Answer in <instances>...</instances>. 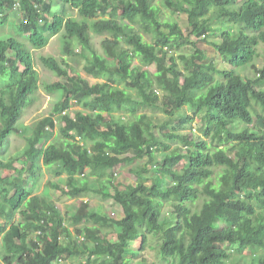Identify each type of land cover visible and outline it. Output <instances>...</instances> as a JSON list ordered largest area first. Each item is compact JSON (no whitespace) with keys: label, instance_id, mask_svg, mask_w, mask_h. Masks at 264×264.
I'll list each match as a JSON object with an SVG mask.
<instances>
[{"label":"trees","instance_id":"obj_1","mask_svg":"<svg viewBox=\"0 0 264 264\" xmlns=\"http://www.w3.org/2000/svg\"><path fill=\"white\" fill-rule=\"evenodd\" d=\"M163 5L186 16V33L177 21H162L153 0H0V28L15 12L20 15L18 34L27 38V43L0 38V75L9 78L0 92V152L7 138L21 133V117L37 102L35 53L60 36L64 55L87 62L83 77L65 60L39 58L58 77L44 84V92L61 95L51 109L56 119H40L24 136L21 169L14 167V159H0V219L10 225L0 228L6 264H61L73 258L83 264H132L127 257L139 252L129 245L140 240L139 251H144L148 235L159 232L165 262L264 264V136L248 129H264V90L257 88L264 81V64L256 78L236 73L254 62L264 44V0H163ZM74 10L81 19L72 16ZM114 10L120 21L94 20ZM136 25L151 42L143 40ZM91 33L111 35L103 41V55L92 48ZM199 43L204 45L198 48ZM187 46L194 49L189 59L169 55ZM214 53L229 67L218 70ZM215 74L223 81H215ZM87 77L107 80L90 84ZM73 103L83 109L72 115ZM186 106L204 114L202 135L224 148L182 134L188 116L178 119L172 131L159 127L179 146L171 148L155 135L152 112L171 117ZM57 119L62 122L58 137L40 148L42 140L52 137ZM143 158L158 168L151 184L142 168L135 184L117 187L115 170ZM184 160L189 165L179 168ZM42 167L65 175L67 192L49 184L52 189L72 199L89 193L110 199L121 208V217L100 215L81 201L66 226L48 197L35 194ZM166 177L187 185L173 189ZM167 205L175 224L162 230L159 220ZM89 223L92 227L84 232L70 231ZM108 223L119 229L114 242L101 235L99 226ZM137 264L149 263L141 259Z\"/></svg>","mask_w":264,"mask_h":264},{"label":"rangeland","instance_id":"obj_2","mask_svg":"<svg viewBox=\"0 0 264 264\" xmlns=\"http://www.w3.org/2000/svg\"><path fill=\"white\" fill-rule=\"evenodd\" d=\"M154 5L159 8L160 10V18L162 21H177L179 27L182 29L184 33L188 31L187 23H186V16L183 14H174L168 9H166L163 5V0H153ZM72 16L75 19H81L78 16V13L74 10L72 11ZM101 18L105 19H114V20H121V15L116 11H109V13L104 16L100 17L97 16L94 20H99ZM94 20H89V22H92ZM9 24L4 27L0 28V38H4L6 36H13L18 38L19 40L24 41L27 43L26 36H21L18 34L17 30V24L20 22V15L11 12L9 13ZM135 29L140 32V34L143 36V40L146 42H151L152 37L148 34L144 33L143 30L139 28L138 25L135 26ZM110 34H103V35H96L91 33L90 39H91V46L92 48L98 53L103 55V41L105 39H111ZM202 43L197 44V47L200 48ZM194 49L190 46H187L185 48H182L179 52H171L169 55H173L174 57H178L179 54L184 55L187 59L190 58L191 54L193 53ZM257 57L255 58L254 62L250 65H248L246 68L239 67L236 69V73L240 75L243 79L246 78H256L258 74L261 71V68L264 64V44L260 43L257 48ZM88 54V53H87ZM41 56H52L56 58L58 61L65 60L67 64L70 66V70L75 72L78 75L86 76L84 72V67L87 65V62L84 58L79 57L78 55H72L67 56L62 53V43L60 40V36H55L51 38L49 44L42 50L37 51L35 53V60H36V70L39 74V92H38V98L37 102L34 104L33 107L27 109L23 116L21 117L19 126L22 127L21 133L18 135H11L9 138L6 139L4 149L0 152V159H3L5 161L14 159V167L16 169H21L23 162L21 157V152L25 148L26 142L24 139V136L28 134V131L31 127H33L40 119L45 117H56L52 114V106L56 103V101L60 98V93H54L51 95L46 94L44 92L43 86L47 83H52L58 79V77L52 73L51 71L47 70L43 65L41 64L39 58ZM214 64L217 67L218 70L228 68L227 62H225L219 55H216L214 53L213 56ZM182 62H179V67L181 70L185 71L184 66ZM149 70L154 71V66L149 67ZM216 76V74H215ZM90 84H95L97 82H104L107 79H95L92 77H87ZM115 80H118V77H113ZM223 81V78L221 75L215 77V81ZM9 84V78L8 75L1 76L0 75V92L2 89ZM123 87V85H122ZM258 89L264 90V81L260 82V84L257 86ZM253 107H257V112L259 111V107L257 104L253 101ZM83 109L81 104H75L73 103L71 106V114H75L77 111ZM251 114H253L252 109H250ZM147 113H154L157 119L158 128L155 130V135L161 138L164 142H167L170 144L171 148H175L179 146L178 141H168L164 135L161 132V129L159 128L161 125L167 128L169 131H172V128L175 127L176 122L180 118L189 117L191 120L187 122L183 128L181 129L182 134H189L192 137H197L200 140L206 141V143L210 146H218L219 143L217 140H212L210 137H204L202 134V130L204 128L203 124V117L204 114L198 113L195 110L184 107L181 111L174 112L173 116L168 117L164 115L162 112L156 111V112H147ZM62 126V122L60 120H56V129L54 132H52V137L49 140H42L39 144L40 148H45L47 145H49L51 142H54L56 140V137H58L59 128ZM237 128H239V124L235 125ZM248 129L253 135H263L264 136V129L250 125L248 126ZM167 131V130H166ZM165 131V132H166ZM234 145V144H233ZM220 146V145H219ZM230 145H225L226 149H229ZM220 148H224V146H220ZM60 150H63V147H59ZM184 152V150H183ZM189 165L188 161H182L179 165V168H184ZM144 168V177L149 179V181L146 183L147 185L151 184V178L153 176H156L158 174V168L155 164H149L146 158H143L141 160L131 162L127 161L124 164L120 165L115 170V184L120 189H124L128 185L135 184V175L136 171L140 173V170ZM17 176V174L15 175ZM23 178L28 177V173L25 171L22 173ZM65 175L57 176L55 173L54 168H47L42 167L41 169V178L38 181V185L34 184L35 188V194L46 196L47 202L49 206H55L57 210L60 212L61 216L65 220L66 226H71L72 217L75 215L77 209L80 206L81 201H85L89 204V206L96 211L100 215H106L108 217L119 219L122 215L121 208L114 203L110 199H102L100 196L96 194H85L80 199H72L68 198L67 196L61 194V192L57 189H52L49 187V184H56L61 185L62 188L67 192V188L65 185ZM167 183H169V186L173 189L176 187L187 185L185 181H180L178 179H172V178H165ZM17 222V219L14 220ZM159 223L162 225V230L165 228L172 226L175 224V216L173 214V209L170 205H167L164 211L162 212V215L160 217ZM9 227V222L6 219H0V228L3 226ZM218 225L221 226V222L218 223ZM92 227V224H81L77 227H70V231L75 233L76 228L80 230L81 232H84L86 228ZM100 231L103 238L107 239L110 242H114L116 240V235L119 232V229L113 224L108 223L106 225H100ZM162 242V232L157 233V235L152 236L148 235V242L146 245V248L144 251H139L140 249V240H136L135 242H132L129 245V249L133 252H139L137 257H127L130 260H133L132 264H137L141 259L146 260L149 264H177L176 261L173 259H170L168 262H165L162 260V257L159 253V246ZM4 254V250L2 248L1 242H0V264H6L2 257ZM61 264H83L82 261L78 258L70 259L66 262H63ZM229 264V263H228Z\"/></svg>","mask_w":264,"mask_h":264}]
</instances>
